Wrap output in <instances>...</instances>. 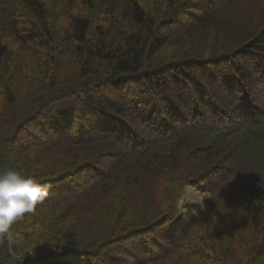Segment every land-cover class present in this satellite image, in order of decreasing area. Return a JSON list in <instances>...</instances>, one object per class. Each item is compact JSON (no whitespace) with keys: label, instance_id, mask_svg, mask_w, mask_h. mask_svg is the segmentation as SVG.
Segmentation results:
<instances>
[{"label":"trees","instance_id":"trees-1","mask_svg":"<svg viewBox=\"0 0 264 264\" xmlns=\"http://www.w3.org/2000/svg\"><path fill=\"white\" fill-rule=\"evenodd\" d=\"M7 168L0 264H264V0H0Z\"/></svg>","mask_w":264,"mask_h":264},{"label":"clouds","instance_id":"clouds-1","mask_svg":"<svg viewBox=\"0 0 264 264\" xmlns=\"http://www.w3.org/2000/svg\"><path fill=\"white\" fill-rule=\"evenodd\" d=\"M47 195L36 178L15 168L0 169V233H7L16 218L33 212Z\"/></svg>","mask_w":264,"mask_h":264},{"label":"rangeland","instance_id":"rangeland-1","mask_svg":"<svg viewBox=\"0 0 264 264\" xmlns=\"http://www.w3.org/2000/svg\"><path fill=\"white\" fill-rule=\"evenodd\" d=\"M206 201L207 194L187 184L177 202L180 219L185 222L189 221L198 211L203 209ZM12 238L21 249H26L22 238L15 231L12 232Z\"/></svg>","mask_w":264,"mask_h":264}]
</instances>
